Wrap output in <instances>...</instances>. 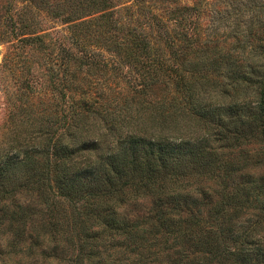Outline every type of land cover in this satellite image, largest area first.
Instances as JSON below:
<instances>
[{
	"label": "trees",
	"instance_id": "trees-1",
	"mask_svg": "<svg viewBox=\"0 0 264 264\" xmlns=\"http://www.w3.org/2000/svg\"><path fill=\"white\" fill-rule=\"evenodd\" d=\"M22 1L68 104L0 153V264H264V0Z\"/></svg>",
	"mask_w": 264,
	"mask_h": 264
},
{
	"label": "rangeland",
	"instance_id": "rangeland-1",
	"mask_svg": "<svg viewBox=\"0 0 264 264\" xmlns=\"http://www.w3.org/2000/svg\"><path fill=\"white\" fill-rule=\"evenodd\" d=\"M10 1L16 8H21L24 4L22 0ZM180 1L187 4L191 3V0ZM208 1L213 4V9H219L227 8L226 6L232 0ZM6 2L7 0H0V153L8 151L13 153L17 149L23 150L25 145L29 147L32 135L30 133V130H32L30 121L33 122L32 117L42 114L44 121L48 118H53L55 119L54 122L58 124L62 121L61 115L68 101L57 91L59 85H53L54 79L52 75L54 71L57 74L58 71L59 73L61 72L60 57L53 60L52 68L50 69L51 61H47L48 55L44 51L37 50L34 46L12 49V41L9 37H6L9 28L7 23L3 21L6 16L4 10ZM38 4L42 3L38 1ZM210 6L211 4L208 8ZM30 9L42 21L40 26L46 31L56 30L64 26L57 19H54L55 21L41 19L43 18L41 8L33 6ZM108 76L110 77V75ZM93 77L95 78L93 79ZM96 77L98 76L87 75L86 79L101 83L102 80H98ZM83 81L85 80L83 79ZM106 83L112 90L111 96L115 95L123 99L131 94L129 85L119 75L116 77L112 74L110 81ZM16 141L22 146L14 147L13 145ZM42 215L36 212L34 216L38 219ZM35 228L36 230L40 229L39 226H35ZM11 258L13 260L17 259V257Z\"/></svg>",
	"mask_w": 264,
	"mask_h": 264
}]
</instances>
